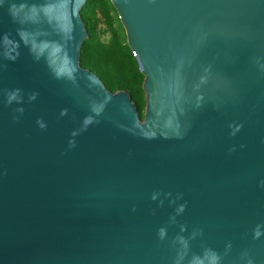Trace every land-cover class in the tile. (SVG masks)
<instances>
[{"label": "water", "instance_id": "water-1", "mask_svg": "<svg viewBox=\"0 0 264 264\" xmlns=\"http://www.w3.org/2000/svg\"><path fill=\"white\" fill-rule=\"evenodd\" d=\"M110 1L143 120L87 0H0V264H264V0Z\"/></svg>", "mask_w": 264, "mask_h": 264}, {"label": "trees", "instance_id": "trees-1", "mask_svg": "<svg viewBox=\"0 0 264 264\" xmlns=\"http://www.w3.org/2000/svg\"><path fill=\"white\" fill-rule=\"evenodd\" d=\"M81 18L88 37L83 44L80 65L95 73L111 92H128L143 120L145 76L127 43L124 27L113 4L110 0H87Z\"/></svg>", "mask_w": 264, "mask_h": 264}, {"label": "rangeland", "instance_id": "rangeland-1", "mask_svg": "<svg viewBox=\"0 0 264 264\" xmlns=\"http://www.w3.org/2000/svg\"><path fill=\"white\" fill-rule=\"evenodd\" d=\"M124 31H125V30H124ZM124 35H125V37L127 38V36H126V32H125V34H124ZM105 36H106V35H105ZM105 38H107V36H106ZM126 40H127V39H126ZM144 111H145V109H144Z\"/></svg>", "mask_w": 264, "mask_h": 264}]
</instances>
